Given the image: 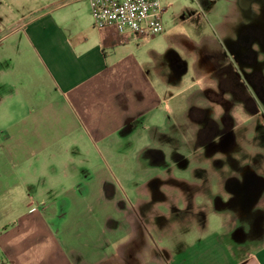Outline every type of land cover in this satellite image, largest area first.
<instances>
[{
    "label": "crops",
    "instance_id": "obj_1",
    "mask_svg": "<svg viewBox=\"0 0 264 264\" xmlns=\"http://www.w3.org/2000/svg\"><path fill=\"white\" fill-rule=\"evenodd\" d=\"M232 2L240 17L241 0ZM230 24L219 25V42L201 33L192 46L161 48L164 32L119 43L116 30L95 27L89 0H0V264H264V177L237 181L228 223L211 230L208 217L190 226L196 241L165 245L156 235L174 225L163 207L183 200L196 213L198 194L177 193L168 174L138 181L139 168L178 160L174 135L186 122L175 120L171 90L186 82L189 58L198 77L240 98L253 123L248 140L235 127L236 139L262 143L264 116L212 63L234 45L247 50ZM206 102L180 110L191 127H204Z\"/></svg>",
    "mask_w": 264,
    "mask_h": 264
},
{
    "label": "rangeland",
    "instance_id": "obj_2",
    "mask_svg": "<svg viewBox=\"0 0 264 264\" xmlns=\"http://www.w3.org/2000/svg\"><path fill=\"white\" fill-rule=\"evenodd\" d=\"M232 1L162 0L165 8V31L158 38L156 44L164 48L170 43L177 48L178 44L188 42V46H192L200 41L201 33L214 36L215 40L219 42V36L221 35L218 27L223 21L230 20L232 21L230 30L233 31L232 27L235 28L236 34L241 37V42L248 47L245 51L247 52L246 55L243 54L240 57L242 61L250 63L244 67L245 70L248 71V68L251 67L250 70L253 68L260 71L257 76L263 79L262 85H264V0H241L240 3L237 2L238 6H236L239 7L240 17L235 16L233 11L235 3ZM221 46L223 45L221 44ZM234 46L235 50L240 52V45ZM224 51L216 54V59L212 62L213 66L226 67L228 64L233 65L235 72L241 73L239 75L242 88L255 99V106L258 111L256 113L259 117L260 114L264 116V103L260 94L255 91L253 85L249 84V77L244 73L243 68L240 69V66L230 63L235 62L231 56L229 57L230 60L224 59ZM226 52L230 53L227 50ZM193 62L192 58L188 59L189 70L185 79L186 82L181 85L178 83L171 90L176 95L177 111L175 112V120L178 126L179 123L186 122L183 126L186 128H179L174 135L176 145L171 144V147L174 146L172 149L178 150V160L173 159L171 153L167 156V163L171 165L170 168L161 169L160 167L148 166L139 168L138 173L139 182L152 177L156 173L168 174L176 185L175 191L177 193L182 190L191 196L198 194L197 202L200 210L196 213H193L192 207L185 208L183 200L180 201V205L173 208L163 207L165 210L173 212L168 221L170 224L173 223L174 226L164 231L163 235H156V241L161 245L167 244L171 238L176 239L182 236L185 239L189 238L190 242L196 241L200 232L191 233L190 226L197 224V222L200 223L201 220L208 219V217H211L212 220H208L210 222L208 228L211 230L221 225L222 222L228 223L233 217V208L239 201L235 196L236 191L239 190L235 185L237 181L255 176L264 177V118L258 119V133H260L258 138L263 141L260 145H257L255 150L252 145L242 144L233 134L222 135V132L244 126L246 130L245 137L248 140L247 130L249 125L253 123L252 119L244 114L242 104L238 106L240 98L238 99V96L230 94L231 89L227 91L228 93H226V89L218 92L217 88L214 87L215 83L208 79L207 82L204 81L206 73L198 77ZM219 73L226 72L222 68ZM0 78L7 80L4 76H0ZM235 82L233 83L236 84ZM5 91V89L0 90V93H3L0 95H6ZM202 96L207 101L206 106H203V115L208 109L214 110L210 112L211 118L208 123L212 130L205 127L201 128V126L195 124H193V127L196 128L191 127L187 123V119L183 117L182 111H180L182 107H194L196 100H201ZM245 107L249 108L247 104H245ZM215 122L218 125H214ZM241 130L243 129L241 128ZM181 133L189 134L182 135ZM180 155L186 157V160L182 163H180ZM224 212L227 214H224ZM191 216L194 220L190 218ZM245 230L248 231V227Z\"/></svg>",
    "mask_w": 264,
    "mask_h": 264
},
{
    "label": "built area",
    "instance_id": "obj_3",
    "mask_svg": "<svg viewBox=\"0 0 264 264\" xmlns=\"http://www.w3.org/2000/svg\"><path fill=\"white\" fill-rule=\"evenodd\" d=\"M95 27L113 28L119 43L164 32L162 0H89Z\"/></svg>",
    "mask_w": 264,
    "mask_h": 264
},
{
    "label": "flooded vegetation",
    "instance_id": "obj_4",
    "mask_svg": "<svg viewBox=\"0 0 264 264\" xmlns=\"http://www.w3.org/2000/svg\"><path fill=\"white\" fill-rule=\"evenodd\" d=\"M239 43V42H238ZM242 42H241V40H240V44H241ZM238 45V44H237ZM242 45H244L245 47H246V49H248V47H247V45L246 44H244V43H242ZM234 52V51H233ZM233 52H232V50L230 51V53H228V52H223V54H224V59L226 60V58H228L229 57V55L231 56V55H233V57H234V60H236L237 61V66H240V69H241V67L243 68V70H244V73L247 75V77H249V84H251V85H253L254 86V88H255V91L256 92H258L259 94H260V96H261V98H262V100H263V103H264V85H262V83H263V79L262 78H260V77H258L257 76V74H258V72H260V71H258V70H254L253 72H248L247 70H245V68L244 67H246L247 66V64H250L249 62L247 63L246 61H242L241 60V55H243V54H245L246 55V53L247 52H237L236 50H235V54H233ZM250 52V51H249ZM216 59V58H215ZM229 65H226V67H224V69L223 70H225V72L226 73H228V74H231V76H233L235 79H237L238 81H239V87H238V91H239V95L241 96V97H243V101L245 102V104H247L248 106H249V108H248V110H250L251 112H258L257 111V107L255 106L256 105V103H255V99L250 95V94H247L246 93V91H245V89H243L242 88V84H241V77H240V75H239V73L238 72H235V71H232V69L231 68H229L228 67ZM241 74V73H240ZM256 76V77H255ZM226 83H227V81H224V86H227L226 85ZM220 102H222V101H220ZM224 102V101H223ZM214 110L213 109H208L206 112H207V116L205 117H203V122H204V127L205 128H208L209 130H212V128L211 127H209V119L211 118V116H210V112H213ZM222 118V117H221ZM214 125H218V123H214ZM216 128V127H215ZM233 130V129H232ZM232 130H228V131H226V132H222L221 134L222 135H229V134H232ZM208 131V130H207ZM236 186H237V184H235ZM247 187V186H246ZM241 191H248V187L247 188H241Z\"/></svg>",
    "mask_w": 264,
    "mask_h": 264
}]
</instances>
